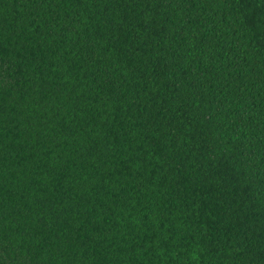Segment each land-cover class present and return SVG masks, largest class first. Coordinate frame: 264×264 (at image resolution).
I'll use <instances>...</instances> for the list:
<instances>
[{"label": "trees", "instance_id": "1", "mask_svg": "<svg viewBox=\"0 0 264 264\" xmlns=\"http://www.w3.org/2000/svg\"><path fill=\"white\" fill-rule=\"evenodd\" d=\"M0 264H264V0H0Z\"/></svg>", "mask_w": 264, "mask_h": 264}]
</instances>
